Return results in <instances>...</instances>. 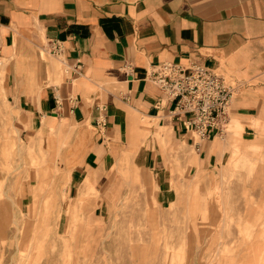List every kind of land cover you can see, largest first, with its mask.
Instances as JSON below:
<instances>
[{
    "label": "crops",
    "instance_id": "crops-1",
    "mask_svg": "<svg viewBox=\"0 0 264 264\" xmlns=\"http://www.w3.org/2000/svg\"><path fill=\"white\" fill-rule=\"evenodd\" d=\"M55 40L60 54L50 51ZM0 59L23 132L49 140L65 124L77 195L87 179L99 189L126 154L158 175L164 202L172 193L164 150L193 146L191 161L204 168L227 160L233 131L196 143L152 79L163 61H197L235 79L228 124L240 123V142L264 143V0H0ZM150 126L172 144L148 136Z\"/></svg>",
    "mask_w": 264,
    "mask_h": 264
},
{
    "label": "rangeland",
    "instance_id": "rangeland-1",
    "mask_svg": "<svg viewBox=\"0 0 264 264\" xmlns=\"http://www.w3.org/2000/svg\"><path fill=\"white\" fill-rule=\"evenodd\" d=\"M3 65L0 59V264H264V143L240 142L239 122L226 124L231 149L218 166L193 165V146L164 150L166 202L158 175L128 154L99 189L86 180L77 195L69 189L76 152L63 153L65 124L49 140L23 132ZM147 135L172 144L165 128L150 126Z\"/></svg>",
    "mask_w": 264,
    "mask_h": 264
},
{
    "label": "built area",
    "instance_id": "built-area-1",
    "mask_svg": "<svg viewBox=\"0 0 264 264\" xmlns=\"http://www.w3.org/2000/svg\"><path fill=\"white\" fill-rule=\"evenodd\" d=\"M50 51L61 53L57 40L51 43ZM152 79L173 102L172 113L184 116L186 125L200 139L225 132L231 100L239 88L231 76L197 61H163L156 65Z\"/></svg>",
    "mask_w": 264,
    "mask_h": 264
},
{
    "label": "bare ground",
    "instance_id": "bare-ground-1",
    "mask_svg": "<svg viewBox=\"0 0 264 264\" xmlns=\"http://www.w3.org/2000/svg\"><path fill=\"white\" fill-rule=\"evenodd\" d=\"M8 65V64H7ZM3 69H4V65H3V67H2V72H3ZM24 79V78H23ZM88 180V179H87ZM89 181V180H88ZM90 182V181H89ZM97 182V181H96Z\"/></svg>",
    "mask_w": 264,
    "mask_h": 264
}]
</instances>
